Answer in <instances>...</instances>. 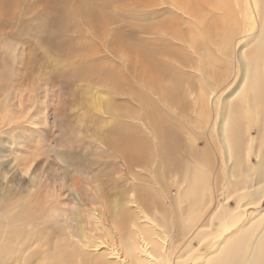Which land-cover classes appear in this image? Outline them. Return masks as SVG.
I'll use <instances>...</instances> for the list:
<instances>
[{"label":"bare ground","instance_id":"obj_1","mask_svg":"<svg viewBox=\"0 0 264 264\" xmlns=\"http://www.w3.org/2000/svg\"><path fill=\"white\" fill-rule=\"evenodd\" d=\"M5 2L0 1V7H3ZM85 2L87 3V0ZM168 2L170 6L174 5L177 11L180 10L181 16L179 15L177 20L171 19V26L165 20L151 22L153 25L150 24L143 29L147 35L145 39L135 35L131 41L128 40L127 50L119 51L115 37L109 38L112 31L110 28L112 14L102 10L98 12L95 8L100 6L91 7L88 14L82 6L71 8L63 6L56 10L57 14H52L51 10L56 4L46 0L44 6L46 12L44 11L43 15L49 13L56 17L65 30L68 31L63 25L65 22L68 27L73 24L74 28L78 27L80 22H85L83 26L96 40L106 33V41L102 47L107 48L106 52L110 49L112 55L119 53L120 57L126 60L121 68L131 77L125 72L122 73L118 64L110 63L106 56L97 61L100 62L97 67L89 64L85 69L73 64L71 70L75 75L71 71L63 70L60 76L66 79L75 76L74 78L88 79L91 83L99 76L110 81L115 89L114 92L119 89L130 92L133 101L140 102L139 104L144 106L139 116V128L121 123L120 120L119 126L109 132L112 143L120 145V150L127 151L124 155L132 166L143 165L144 169L153 166L148 171L157 166L164 169V172L155 171L152 174L154 179L152 188H157L156 192L151 193L148 188L141 189L139 185L132 186L128 191H133L134 195L128 199L126 197L129 192L122 191L124 196L117 201L114 200L116 202L113 206L108 203V206L102 205L105 210L103 212L101 207L102 215L91 208V212L94 211L90 216L93 226L91 231L94 232H90L95 233L97 239L87 242L86 247L89 244H95L97 249L104 246L110 256L109 259L94 258L87 255L84 250L83 261H79V264L82 262L83 264H241V261L246 259L249 247L238 244L236 238H242V234L250 230L253 224H262L251 223L257 214L255 212L249 215L246 212L239 215L228 214L229 201L235 197V194L234 196L229 194L228 186H223L224 193H222L226 201L224 206L215 196L216 186L206 187L210 180L209 168L213 167L212 152L215 154L214 159H217L216 163L220 166L223 164L221 168L224 177L227 178L228 167L240 169L239 162H242V157L248 177L244 184L249 193L246 197L240 196L237 205L244 207L246 211L259 202L254 199L255 201L251 203L248 199L253 196L249 188L250 181L254 179L259 183L260 175L257 174V170L264 169L262 147L257 149L256 144L259 140L251 137V130L255 127V130H261L264 136V6L260 7L258 0H252L251 6L254 8L248 11V7L242 8L247 3L234 0H169ZM164 3L167 2L164 0ZM164 3L159 5H165ZM237 5L240 7L237 8ZM118 7L116 5L114 8ZM256 13L257 17L253 19L252 14ZM69 14L71 17L68 16ZM243 18H247L248 21L245 22ZM178 24L188 25L185 33ZM194 24L197 26L196 29L193 28ZM117 32L121 34L119 30ZM75 33L80 36L83 34L81 30ZM168 38L171 40L168 41ZM175 43L185 45L176 46ZM71 50L69 51L73 53ZM79 51L83 52L80 49ZM188 51L194 55V59L188 55ZM84 55L87 65L95 58H89L90 54ZM133 55L138 59L139 64L128 59L127 56ZM188 69H195L196 73L193 70L185 71ZM134 80L138 85L143 83L141 90L136 88ZM143 92L148 94L145 95ZM123 105L126 107L129 104L123 103ZM260 122L262 127L258 128ZM241 128L245 131L243 135L249 138L247 144L239 137ZM205 138L208 140H204L202 154H199L200 151L194 143L193 145L187 143L188 140L194 142L195 139L198 142ZM242 145H245L243 149ZM260 156L263 158L262 163L254 168L255 163L251 158H260ZM190 157L196 159V167L185 177L189 180L186 191L188 198L178 196V204L175 207L170 202L172 194L170 195L169 186L165 182L169 181V173L178 171ZM137 180L142 183L148 181L146 176H140ZM159 181H164L163 186ZM108 199L109 197L106 200ZM95 201L94 199L93 202ZM126 205L133 209L127 208ZM178 208L186 210L180 209L177 212ZM155 210L157 213L153 216ZM169 211L171 217H168ZM137 218L144 220L146 226H142ZM181 220L183 223L179 228ZM214 221L218 222V227L220 226L218 231H214ZM5 228L12 230L2 231L6 233L0 242V264H12L9 254L12 251L11 241L6 236L9 235L14 239L17 235L11 226ZM131 234L135 235V240L126 242ZM101 238H106V241H98ZM259 243L257 249L251 250L255 255L250 257L248 264H264V237L259 239ZM203 246L212 254H200L199 250H202ZM30 250L31 252L27 254L28 258L37 257L38 264H76L71 252L63 248L56 249L51 255V260L46 259V256L44 260H40L41 257L38 256L40 252L38 250L35 252L36 249L33 248ZM110 257H116L117 263L112 262ZM17 263L16 261L14 264Z\"/></svg>","mask_w":264,"mask_h":264},{"label":"rangeland","instance_id":"obj_2","mask_svg":"<svg viewBox=\"0 0 264 264\" xmlns=\"http://www.w3.org/2000/svg\"><path fill=\"white\" fill-rule=\"evenodd\" d=\"M0 1H6L4 6L0 7V242L5 236L4 233L7 230H12L5 227L11 226L17 235L15 240L9 235L6 236L11 241L12 251L9 254L12 264L16 261L17 264H38L37 257L32 258L36 259L35 261L28 258L27 254L31 252L32 248L36 249L35 252H40L38 255L41 257L40 260H44L45 256L46 259L51 260L52 253L61 248L71 252L76 264L83 261L82 252L84 250L91 257L109 259L110 253L104 246L97 249L95 244H89L86 247L87 242L97 239V235L91 233L94 232L91 231L93 226L90 216L94 212H91V208L97 210L96 213H103L105 211L103 208L108 206L107 203L113 206L120 197L124 196L122 191L127 192L128 188L131 189L132 186L138 187L139 185L141 189L148 188L151 193L156 192L158 189L152 188L154 185L152 174L155 171L164 172V169L157 166L148 171L153 166H149L147 169H144L143 165L132 166L125 158L124 154L127 151L120 150V145L112 143L109 132L119 126L120 120L121 123L139 128V116L143 112L144 106L140 105L139 101L140 104L134 102L130 92L122 89L114 92L115 89L110 81L99 76L91 83L88 79L69 76L67 80L60 75L63 74V70L73 72L71 70L73 64L80 65L85 69L89 64L97 67L100 63L97 61L104 56L109 58L110 63L118 64L123 73L125 70H122L121 65L124 66L125 59L121 58L119 53L112 55L109 52L110 49L107 50V53V48L102 47L106 41V33L96 40L92 34H88V29L86 30L83 26L85 22H80L76 28L70 23V27H68L65 22L63 25L68 29L67 31L53 15L45 13L46 16H44L46 0ZM116 1L87 0L86 3L85 0H50L51 3L56 4V7L51 10L52 14H57L56 10L63 6L68 8L82 6L86 14L90 13L94 6H100L95 8L98 12L102 10L112 14V25H110L112 31L108 36L109 38L115 37L119 51L127 50L126 45L135 35H140L145 39L147 37L143 31L145 26L147 28L159 19L167 21L171 26V19L177 20L180 15V10L177 11L178 9L174 5L171 7L169 0H165L167 3H164V0ZM234 1L247 3L242 6L243 9L248 7L247 11L253 7L251 6L252 0H248V2L247 0ZM258 1L260 7H263L264 0ZM162 2L165 5H159ZM114 3L119 6L117 9L114 8L116 6ZM239 7L237 5V8ZM256 17L257 13L252 14L253 19ZM243 20L248 21L247 18H243ZM194 25L193 28L196 29L197 26ZM178 26L182 27L184 33L188 27L186 24H178ZM77 30H81L83 34L81 36L76 34ZM118 30L121 34L117 32ZM169 40L171 39L168 38ZM185 41L187 42V40ZM175 45L185 44L175 43ZM74 47L76 48L74 49ZM68 48L72 49L73 53ZM79 49L83 52L80 53ZM129 50L131 51V49ZM94 53L97 54L93 55ZM84 54H90L89 58L92 59L95 57L94 62L87 65L86 58H83ZM188 55L194 59V55L190 51H188ZM127 57L135 64H139L138 59L134 58L135 55ZM193 71L196 73L195 69ZM125 73L130 76L129 73ZM135 83L136 88L141 90L143 83L141 85ZM123 103L129 105L125 107ZM257 127L261 128L262 122ZM243 128L245 130L244 124ZM255 128L251 130V137L258 138L256 148L262 147L263 155L264 136L260 132L261 130L257 131ZM244 130L240 129L239 137L246 142L249 138L247 135H243ZM204 140L208 139H201L198 142L195 139L194 142L188 140L187 143L189 145L194 143V146L196 145L200 151L199 154H202ZM244 146L242 145V149ZM244 154H247L246 150ZM241 155L243 156V154ZM214 158L215 154L212 152L211 164L213 167L211 165L212 168H209L211 181L209 180L206 188L215 185L217 189L215 196L224 206L226 201L223 186H228L229 194L231 196L235 194V197L229 201L230 211L228 214L239 215L246 212L249 215L251 212H255L257 214L251 223H262L260 225L253 224L250 230L242 234V238H236L238 244L249 247L248 254L245 253L247 254L246 259L241 261V264H248V261L251 260L250 257L255 255L251 250L257 249L260 245L259 239L264 237V169L257 170V174L260 175L259 183L254 179L249 180V188L253 196H250L248 200L251 203L255 201L254 199L259 202L245 211L244 207L237 205L239 197H246L249 193L244 184L248 177L245 173L243 158L241 157L242 162H239L240 169L228 167V178L224 177L221 168L223 164L218 165L217 159ZM251 160L255 163L254 168H257L263 158L261 156L260 158L252 157ZM195 167L196 159L190 157L185 160L178 171L169 173V181L165 184L169 186L170 195L172 194L170 202L173 206L177 207L178 196L188 198L186 191L189 180L187 179V181L185 177L192 173ZM140 176H146L147 183L138 181ZM191 178L190 175V180ZM159 182L163 186L164 181ZM239 188L241 189L238 190ZM128 192L130 195L127 193L126 198L129 199L131 195H134V192ZM163 193L166 196V191ZM3 196L5 197L3 198ZM108 197L109 199L106 200ZM94 199L95 202H93ZM114 200L116 201L114 202ZM152 203L154 202L152 201ZM101 207L103 212L100 211ZM126 207L130 206L126 205ZM130 209L133 208L130 207ZM180 209L186 210L178 208L177 212ZM156 213V210L153 211V216ZM171 216L169 211L168 217ZM137 219L142 226H146L144 220ZM182 223L183 220L179 222V228L182 227ZM244 225L243 223L242 226ZM3 229L6 231L2 232ZM219 229L220 226L218 227L216 221L214 231ZM249 237L252 239H248ZM134 240L135 235L131 234L127 237L126 242ZM98 241H106V238H101ZM204 248L205 246L201 247L203 251L199 250L200 254H212L210 250L207 251V247ZM110 258L112 262L117 263L116 257Z\"/></svg>","mask_w":264,"mask_h":264}]
</instances>
